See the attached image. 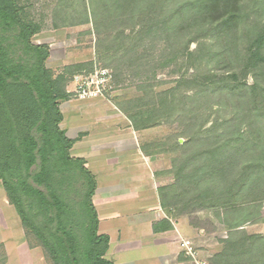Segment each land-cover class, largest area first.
Masks as SVG:
<instances>
[{"label":"rangeland","instance_id":"rangeland-1","mask_svg":"<svg viewBox=\"0 0 264 264\" xmlns=\"http://www.w3.org/2000/svg\"><path fill=\"white\" fill-rule=\"evenodd\" d=\"M145 1L143 8L123 7L111 14L101 0L21 4L24 19L39 24L46 36L52 34L47 66L54 76L70 78L90 62L111 70L107 95H112L108 107L114 112V105L124 107L126 115L137 105L150 108L145 106L150 101L159 106V94L178 85L168 112L158 114V123L144 132V148L167 169V185L177 182L173 173L183 161L190 173L211 157L218 164L215 177L202 184L217 194L196 202L192 197L198 189L192 188L185 194L191 207L182 208V197L174 205L172 199L162 205L189 221L197 259L212 264L231 232L229 222L241 224L248 235L264 237V67L244 68L248 46L264 28V0H238L229 22L223 21L230 15L226 13L211 24L193 23L201 0ZM86 16L88 21L81 23ZM80 64L85 68L65 71ZM65 87L71 89L69 83ZM38 169L39 161L30 173ZM28 182L44 190L30 177Z\"/></svg>","mask_w":264,"mask_h":264},{"label":"trees","instance_id":"trees-1","mask_svg":"<svg viewBox=\"0 0 264 264\" xmlns=\"http://www.w3.org/2000/svg\"><path fill=\"white\" fill-rule=\"evenodd\" d=\"M101 1L109 14L123 7L143 8L148 4L145 0ZM237 1L201 0L193 23L211 24L226 13L230 15L223 21L229 22ZM23 11L21 0H0V181L27 237L43 248L51 264H112L106 258L109 238L98 233V218L92 203L96 188L94 175L83 159L70 156L72 141L59 128L62 119L59 103L69 97L65 85L71 77L62 73L54 76L47 66L48 44L33 42L39 25L24 19ZM87 21L86 16L81 23ZM263 49L264 28L248 46L245 69L264 67ZM92 67L90 62L85 70ZM83 68L80 64L68 66L65 71L71 74ZM177 87L159 94V106L151 105L152 101L145 104L151 107L144 110L134 106L136 111L127 114L132 126L145 129L157 124V115H164L172 106ZM256 87V84L250 87L253 93ZM119 109L126 111L124 107ZM38 161L39 169L31 174L30 169ZM213 166L218 164L211 157L202 168L190 173L187 161L179 163L173 173L177 182L159 190L161 204L172 199L174 205L182 197L186 202L182 208L191 207L186 206L190 197L185 194L192 188L198 189L191 196L196 202L217 194L210 185L202 186L215 177ZM29 177L35 184L44 185V190L29 183ZM231 199L226 202L227 208ZM228 227L231 232L212 264H264V237L246 234L236 222H229Z\"/></svg>","mask_w":264,"mask_h":264},{"label":"crops","instance_id":"crops-1","mask_svg":"<svg viewBox=\"0 0 264 264\" xmlns=\"http://www.w3.org/2000/svg\"><path fill=\"white\" fill-rule=\"evenodd\" d=\"M51 35L39 25L33 40L48 44L47 62ZM111 96L68 97L59 103V128L72 141L70 156L83 159L96 181L92 203L98 233L109 238L106 258L112 264H194L180 246L181 239L193 241L192 226L161 204L159 190L169 177L156 155L144 148V132L150 128L135 129L115 105L114 112L108 107ZM1 193L0 264H51L43 248L27 237L0 181Z\"/></svg>","mask_w":264,"mask_h":264},{"label":"built area","instance_id":"built-area-1","mask_svg":"<svg viewBox=\"0 0 264 264\" xmlns=\"http://www.w3.org/2000/svg\"><path fill=\"white\" fill-rule=\"evenodd\" d=\"M66 92L77 99H94L104 97L112 89V73L107 67L94 65L90 70H82L72 75ZM180 246L194 264H208L205 259H197L192 241L181 239Z\"/></svg>","mask_w":264,"mask_h":264}]
</instances>
